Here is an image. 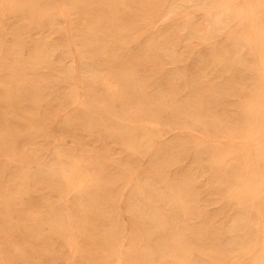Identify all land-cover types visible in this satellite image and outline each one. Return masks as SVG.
Instances as JSON below:
<instances>
[{"label": "rangeland", "instance_id": "obj_1", "mask_svg": "<svg viewBox=\"0 0 264 264\" xmlns=\"http://www.w3.org/2000/svg\"><path fill=\"white\" fill-rule=\"evenodd\" d=\"M245 2L0 0V264H264Z\"/></svg>", "mask_w": 264, "mask_h": 264}, {"label": "bare ground", "instance_id": "obj_2", "mask_svg": "<svg viewBox=\"0 0 264 264\" xmlns=\"http://www.w3.org/2000/svg\"><path fill=\"white\" fill-rule=\"evenodd\" d=\"M244 2H245V0H244ZM246 4V9H245V11H248V15H249V18H250V21L251 22H253V20L254 19H251V18H253V16H252V12H251V10H252V6H251V4L248 2V0H246V2L244 3V5ZM248 18V17H247ZM249 20V19H248ZM247 23V22H246ZM247 24H249V23H247ZM257 27V26H256ZM258 28V27H257ZM259 29V28H258ZM258 29H256L257 30V33L259 32L258 31ZM253 30V29H252ZM255 30V29H254ZM255 30V31H256ZM252 31H250V33H251ZM260 33V32H259ZM254 34H255V32H254ZM251 35V37H252V34H250ZM260 35H261V33H260ZM263 41V40H262ZM263 44V46H264V43H262ZM254 45V44H253ZM262 46V47H263ZM255 50V49H254ZM257 52H258V54L260 55V63H261V66H262V69H263V73H264V55H263V50H261L260 48H257ZM253 111H254V113H253V115L251 116V118L249 119V120H251V122H250V129H249V131L247 132L248 133V137H247V140L250 142V143H261V141H262V138L264 137V102L262 103V104H260L259 106H257V107H255L254 109H253ZM149 125H151V126H154L155 125V123H153V122H149ZM189 132V131H188ZM191 135H193V133H191ZM196 136V135H195ZM198 137V136H197ZM202 139H204V138H202ZM207 141V140H206ZM213 141V140H212ZM216 141V140H215ZM215 141H213V142H215ZM222 141V140H221ZM208 142V141H207ZM247 141H245L244 143H246ZM223 142H221L220 144L222 145V146H224L223 144H225V143H223ZM229 143V142H228ZM227 143V144H228ZM215 144V143H214ZM216 144H218V142H216ZM220 144H218V145H220ZM231 145V144H230ZM246 145V144H245ZM251 146V145H250ZM84 180L83 179H81L79 182H78V184H79V186H82L83 184H84ZM160 226V222L159 223H157L156 225H155V227L154 228H158ZM260 240V239H259ZM122 261V258H119V262H121Z\"/></svg>", "mask_w": 264, "mask_h": 264}]
</instances>
